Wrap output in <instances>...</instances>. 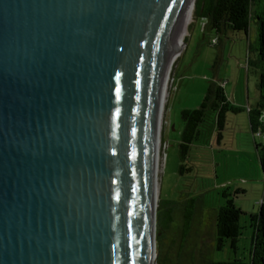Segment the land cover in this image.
Listing matches in <instances>:
<instances>
[{
    "label": "water",
    "instance_id": "95a60500",
    "mask_svg": "<svg viewBox=\"0 0 264 264\" xmlns=\"http://www.w3.org/2000/svg\"><path fill=\"white\" fill-rule=\"evenodd\" d=\"M188 1L0 0V264H156L154 123Z\"/></svg>",
    "mask_w": 264,
    "mask_h": 264
},
{
    "label": "rangeland",
    "instance_id": "374dc122",
    "mask_svg": "<svg viewBox=\"0 0 264 264\" xmlns=\"http://www.w3.org/2000/svg\"><path fill=\"white\" fill-rule=\"evenodd\" d=\"M194 10V5H193ZM170 69L162 110L161 147L156 171V216L164 229H155L156 264H209L232 258L248 259L251 241L249 214L264 201V181L256 144L264 146V132L252 133L248 106L257 101L259 79L256 24L244 30L217 33L198 11L193 12ZM220 83L229 102L240 111L226 113L220 137L208 115L190 145L185 162L179 158L183 129L181 111L199 105L210 81ZM248 88V97L246 90ZM184 163L181 172L179 165ZM242 189L243 192H237ZM225 192L228 195L223 196ZM193 197V215L183 228V207ZM232 197L243 213L233 250L228 242L217 249L215 210ZM185 209L190 211V207ZM164 226V227H163Z\"/></svg>",
    "mask_w": 264,
    "mask_h": 264
},
{
    "label": "trees",
    "instance_id": "16d2710c",
    "mask_svg": "<svg viewBox=\"0 0 264 264\" xmlns=\"http://www.w3.org/2000/svg\"><path fill=\"white\" fill-rule=\"evenodd\" d=\"M198 11L205 19L204 27L219 33L226 28L235 31H246L249 22L252 20L256 24L258 40L259 79L257 82V101L255 106L247 109L249 128L252 133L264 132V0H195L193 12ZM240 107L234 106L229 102L222 85L214 80L207 85L205 93L199 105L193 109L181 111L183 129L179 143V158L181 163L185 162L188 156L190 145L197 136L200 126L204 123L208 115L212 119L220 137L226 113L228 111H240ZM259 162L264 181V146L256 144ZM179 165L181 172L184 163ZM243 192L242 189H236ZM223 196L228 194L223 192ZM190 207V211L185 209ZM243 211L234 204L232 197L225 199L214 213V239L215 247L221 248L225 242L235 250L236 242L240 234L239 216ZM193 215V197L189 198L188 205L183 207V232L189 227L191 216ZM156 216V231L158 238L166 229L160 227ZM249 225L252 235L248 252V259L232 258L228 261L210 262L209 264H264V201L260 203L257 213L249 214Z\"/></svg>",
    "mask_w": 264,
    "mask_h": 264
},
{
    "label": "bare ground",
    "instance_id": "6f19581e",
    "mask_svg": "<svg viewBox=\"0 0 264 264\" xmlns=\"http://www.w3.org/2000/svg\"><path fill=\"white\" fill-rule=\"evenodd\" d=\"M193 5H194V0H189L181 17L178 22L174 38L172 41L171 45V53L169 58L167 59V64L165 66L164 72H163V77L160 83V92L158 96V101H157V110H156V115H155V123H154V149H155V177H156V171L158 167V159H159V151L161 147V129H162V110H163V104L165 100V95H166V89H167V82L169 78V73L171 66L173 64V61L176 58V55L182 46V41L183 37L185 34L186 30V25L188 24L189 20L191 19L192 16V10H193ZM154 190V198H155V203H156V198H157V185H156V180L154 182L153 186Z\"/></svg>",
    "mask_w": 264,
    "mask_h": 264
},
{
    "label": "crops",
    "instance_id": "0c3cea01",
    "mask_svg": "<svg viewBox=\"0 0 264 264\" xmlns=\"http://www.w3.org/2000/svg\"><path fill=\"white\" fill-rule=\"evenodd\" d=\"M248 94H249V92H248V88H247V90H246L247 97H248ZM248 107H252V106H248Z\"/></svg>",
    "mask_w": 264,
    "mask_h": 264
}]
</instances>
